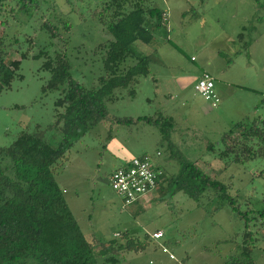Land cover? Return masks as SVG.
<instances>
[{
  "label": "rangeland",
  "instance_id": "obj_1",
  "mask_svg": "<svg viewBox=\"0 0 264 264\" xmlns=\"http://www.w3.org/2000/svg\"><path fill=\"white\" fill-rule=\"evenodd\" d=\"M262 2H143L145 8L161 10L165 20L154 32L151 45H132L136 53L148 56V75L116 89L114 99L103 103L105 118L89 127L53 170L54 181L63 190L66 206L86 240L105 242L114 234L120 241L126 233L146 242L143 251L120 253L117 264H224L240 244L245 221L226 204L214 210L216 203L210 193L195 203L182 193L164 196L162 184L161 191L122 206L109 187L110 174L126 161L146 156L169 177L179 168L171 154L194 162L227 187L238 211L248 213L246 225L253 240L249 241L250 264H264V219L257 217L263 210L264 159L244 164L217 159L222 150L220 138L234 124L256 116L264 120V107L256 109L264 99ZM19 7L17 0H4L0 8L6 59L26 56L17 72L21 79H13L9 89L0 93V149L19 132H33L35 127L45 130L43 139L50 144L62 137L53 128L47 130L53 126V102L59 94L41 93L49 74L40 70L41 58H32L39 50L47 48L51 56L64 53L71 78L90 90L103 76L101 50L111 40L95 17L102 7L98 0H36V6L26 12L17 11ZM43 23L56 27V38L49 39ZM133 64L128 58L120 68L123 71ZM200 68L214 83L219 99L215 108L193 90ZM157 114L172 119L170 147L156 127L114 123L115 118H154ZM210 147L212 151L207 150ZM155 230L162 233L160 240L150 239ZM160 246L174 259L161 253Z\"/></svg>",
  "mask_w": 264,
  "mask_h": 264
},
{
  "label": "trees",
  "instance_id": "obj_2",
  "mask_svg": "<svg viewBox=\"0 0 264 264\" xmlns=\"http://www.w3.org/2000/svg\"><path fill=\"white\" fill-rule=\"evenodd\" d=\"M98 1L102 7L95 17L111 40L101 47L103 76L98 77L95 89H85L71 78L64 53L55 52L51 56L48 49L43 48L32 57L41 58L40 70L49 74L41 93L55 91L59 94L53 102L55 120L47 130L53 128L62 137L50 144L43 139L45 130L35 127L33 132H19L7 147L0 149V264H117L120 253H137L146 246V242H139L126 233L120 241L114 236L105 242L86 240L66 206L63 190L53 178L56 163L89 127L105 118L103 103L114 99L113 92L148 75V56L136 53L132 45L135 42L151 45L154 32L165 21L161 10L142 6L145 0L133 3L130 0ZM254 1L259 3V0ZM3 2L0 0V8ZM17 3L20 6L17 11L23 12L36 6V0H17ZM259 6L264 8V2ZM41 27L49 39L57 37L56 27L48 23ZM67 28L63 23V29ZM25 57L21 54L18 60H7L3 37H0V93L9 89L13 79H21L17 72ZM128 58L134 60V64L122 71L120 66ZM129 95H133V90ZM262 107L264 99L256 109ZM114 123L156 127L161 140L172 146L169 142L170 117L157 114L154 118H115ZM220 142L219 161L244 164L255 158L264 159V120L256 116L236 123L221 136ZM211 148L207 150L212 151ZM169 157L176 160L178 171L169 177L161 173L156 179L155 190L161 191L165 184L164 196L182 193L195 203L210 193L216 203L214 210L226 204L233 214L243 218L245 226L235 254L224 264H250L252 246L249 243L253 240L246 225L248 213L238 211L227 187L212 173H204L181 155ZM4 159L7 160L5 164L2 163ZM262 203L263 210L257 215L260 219H264V196Z\"/></svg>",
  "mask_w": 264,
  "mask_h": 264
},
{
  "label": "built area",
  "instance_id": "obj_3",
  "mask_svg": "<svg viewBox=\"0 0 264 264\" xmlns=\"http://www.w3.org/2000/svg\"><path fill=\"white\" fill-rule=\"evenodd\" d=\"M191 61L193 58L190 59ZM193 90L210 107L215 108L219 102L213 88L212 78L208 73L202 72L193 86ZM161 172L156 170L149 158L140 156L132 158L116 168L109 176V187L112 192L120 199L122 206H131L156 191V179ZM162 233L153 232L150 239L160 240ZM161 247V253L166 254L169 260H173V255L167 249Z\"/></svg>",
  "mask_w": 264,
  "mask_h": 264
},
{
  "label": "crops",
  "instance_id": "obj_4",
  "mask_svg": "<svg viewBox=\"0 0 264 264\" xmlns=\"http://www.w3.org/2000/svg\"><path fill=\"white\" fill-rule=\"evenodd\" d=\"M192 61H194V60H192ZM202 72H206V73H208L206 70L200 68V73L198 74V77H200V75H201ZM208 74H209V73H208ZM209 76H210V74H209ZM210 77H211V76H210ZM197 80H198V79H197ZM197 80H196V81H197ZM196 81H195V83H196ZM193 86H194V85H193ZM213 88L215 89V87H214V83H213ZM214 92H215V91H214ZM216 94H217V92H216ZM216 96H217V98H218V94H217ZM218 100H219V99H218ZM126 162H127V161H126ZM155 231H159V230H155ZM155 231H154V232H155ZM113 235H114V234H112V236H113Z\"/></svg>",
  "mask_w": 264,
  "mask_h": 264
}]
</instances>
